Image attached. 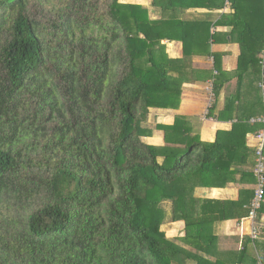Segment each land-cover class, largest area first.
<instances>
[{"label":"trees","instance_id":"1","mask_svg":"<svg viewBox=\"0 0 264 264\" xmlns=\"http://www.w3.org/2000/svg\"><path fill=\"white\" fill-rule=\"evenodd\" d=\"M228 1L233 15L213 24L212 14L182 17L202 8L197 0H167L163 10L173 14L156 20L119 0H0V264H245L249 246L253 263L264 264V203L258 239L248 237L239 255L220 253L215 234L217 223L249 216L254 190L238 201L195 196L198 188L255 184L247 140L263 126L241 118L205 142L179 115L157 125L163 146L143 141L153 134L143 125L151 109H179L196 41L219 72L207 118L252 110L245 71L258 68L251 86L261 90L264 0ZM225 24L241 55L236 91L216 116L227 74L222 55L211 54V28ZM163 41L182 42L184 58L170 59ZM169 221H183L185 236L169 238Z\"/></svg>","mask_w":264,"mask_h":264},{"label":"crops","instance_id":"2","mask_svg":"<svg viewBox=\"0 0 264 264\" xmlns=\"http://www.w3.org/2000/svg\"><path fill=\"white\" fill-rule=\"evenodd\" d=\"M163 1H166L165 4ZM208 1L209 0H197L199 5L197 7L202 8L184 10L182 17L188 18L189 20L195 18L204 19L207 17V15L212 14L216 16L213 19V24H215L218 20H221V16L230 17L233 15L234 11L231 9V4H226L221 10H209L205 5V3ZM119 2L122 4H130L146 8L149 11L152 20L160 19L164 14H173V10H170L169 8H167L166 11L163 10V7H166L167 5V0H119ZM224 21L229 22V20L226 19H224ZM232 30L233 27L228 24L218 25L216 27L212 26L211 28V34H215L217 36L216 42L211 43V54L222 55V57L218 58V67L220 68V71H223L227 74L224 79L227 80V82L225 83L223 90L221 91V94L216 102V116H219V114L224 111L226 98L235 93L238 83L237 70L239 66V57L241 55V47L236 41H231L229 34ZM201 39L202 38H200V40ZM196 42L197 44L190 50L197 51L199 54L187 58V64L191 68V80L184 84L182 100L179 109L164 110L153 108L150 110V115L152 113L160 119L166 120L167 122L165 121L163 125H173L176 116L179 115L188 117L194 128L199 131L202 141L214 142L216 134L219 130H231L233 124L236 123L238 119L249 118L248 120H250L251 123L252 119L261 117V113L258 112L261 110L260 103H264V89L261 88V90L256 89L255 92L253 91L251 86V76L256 73L258 75L259 72L258 68L255 69L254 66H251L245 71V89L247 90L244 91L243 98L247 101V108H252V110H248L246 114L243 112H240L239 114H236L235 111L233 113L230 112L229 115H224V119H222V121H219L215 118L208 119L207 115L209 113V108L212 106L215 99L214 94H211L213 92H209L208 88L211 89L214 81L212 77L217 76L219 72L215 68V57L206 56L203 53V51L206 49L205 45L201 46L198 41ZM162 44L166 46V53L170 59L184 58V48L182 42L163 41ZM208 76H211L210 79H206ZM259 85L257 84V87H260ZM249 115L250 117H248ZM155 136V138L161 137L159 133ZM253 136L254 135L248 137L247 142L248 146L254 150L255 153L256 141L254 140ZM162 141L163 146L164 140ZM253 160L254 162L256 161L255 155ZM253 168L254 167H251L250 170L253 171ZM248 188L254 190L255 184L245 185L242 183H231L225 188H198L195 192V196L199 200H212L221 202L238 201L241 191ZM244 219L246 218H237L234 220L219 222L215 225V234L219 238L220 253H223L224 255L236 253L239 255L243 251L245 240L248 237L250 238L249 221H245L244 223V236L241 234L240 224ZM168 225L171 227V230H178L180 232L173 238H169L176 239L177 237L185 236V223L183 221L169 222ZM258 241L264 242V216L261 221L260 238ZM249 248L251 255L247 257L245 264H254L253 260L258 256V253L254 250L253 246H249Z\"/></svg>","mask_w":264,"mask_h":264},{"label":"built area","instance_id":"3","mask_svg":"<svg viewBox=\"0 0 264 264\" xmlns=\"http://www.w3.org/2000/svg\"><path fill=\"white\" fill-rule=\"evenodd\" d=\"M226 4H230L227 0ZM264 89V85L262 86ZM212 90V86H211ZM213 92V90H212ZM252 124H261L263 127L256 134H254V140L256 141L255 146V166L253 169V174L255 177V188H254V197L249 206L250 214L249 216L241 221L240 230L241 234L244 236V223L249 221L250 229L249 235L252 240L258 239L259 236V227L256 225L257 213L264 203V116L254 118L251 120ZM261 264V263H260Z\"/></svg>","mask_w":264,"mask_h":264},{"label":"rangeland","instance_id":"4","mask_svg":"<svg viewBox=\"0 0 264 264\" xmlns=\"http://www.w3.org/2000/svg\"><path fill=\"white\" fill-rule=\"evenodd\" d=\"M245 90H247V89H245ZM208 91L212 92V90L210 88H208ZM211 94L213 95V93H211ZM262 116H264V115H262ZM165 121L166 120L160 119L159 117H157L151 113V115H149V117H148V122L144 123L143 125H144V127H149L153 131V134H152V137L144 138L143 141H145L151 145H154V146H156V145L162 146V142H163L162 140H164V132L157 130L156 127H157V125L165 123ZM174 123H175V121H174ZM158 133L162 138L161 137L155 138L156 137L155 135ZM164 144H165V142H164ZM34 202H36V204H37L36 200H34ZM163 207L167 211V213L170 212L171 205L169 203L163 204ZM166 224H167V222L165 223V225ZM165 225L163 226V230L166 232L168 237L173 238L174 236H176L180 233L178 230H171V227L169 225L168 226H165Z\"/></svg>","mask_w":264,"mask_h":264}]
</instances>
